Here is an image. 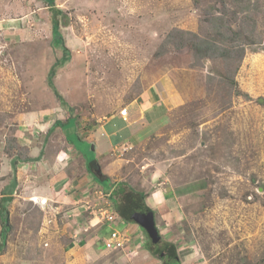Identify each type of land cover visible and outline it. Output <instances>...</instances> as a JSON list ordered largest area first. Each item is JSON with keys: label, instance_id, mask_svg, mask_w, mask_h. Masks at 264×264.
<instances>
[{"label": "rangeland", "instance_id": "obj_1", "mask_svg": "<svg viewBox=\"0 0 264 264\" xmlns=\"http://www.w3.org/2000/svg\"><path fill=\"white\" fill-rule=\"evenodd\" d=\"M136 1L143 4L140 12L146 13L138 21L130 8L132 18L124 9L113 8V3L130 7L131 0H54L63 12L57 16L59 29L54 31L47 0H0V199L16 172L13 163L17 169L21 163H30L32 143L27 145L23 134L31 133L36 148H46L43 155L49 162L67 148L64 137L70 141L73 133L80 140L77 120L80 135L89 136L99 148L102 172L111 174L115 191L123 184L145 195L158 236L175 246L180 264H264V7L257 0L242 4L238 0ZM238 6L249 8L246 16L259 24L257 43L247 48L236 74L227 76L220 59L195 56L187 39L175 31L215 40L208 21L224 17L238 30L244 22L243 15L237 19ZM151 29L160 41L152 58L151 38L156 41L157 35ZM58 39L63 40V47L56 45ZM115 45L126 50L125 56L118 54ZM132 54L142 60L147 55L149 69L126 73ZM65 58L69 60L56 69L54 85L65 101H74L77 119L48 133L43 143L48 122L68 118L67 106L61 105L47 83L49 71ZM144 75L151 83L160 80L161 93L180 96L181 104L174 106L179 98H171L161 125L146 129V142L118 148L104 140L99 144L92 130L106 120L98 114L111 109L117 98L137 94ZM166 82L174 84L168 92ZM128 85L132 87L127 92ZM32 133L40 135L38 144ZM78 145L91 148L82 142ZM49 164H25L27 171L19 174V190L7 205L11 229L0 264H162L145 249L142 228L127 227L120 218L110 225L130 239L124 250L103 249L108 225L92 227L89 221L78 235L86 234L92 241V245L87 243L97 249L94 260L86 254L88 249L79 248L78 255L64 250L54 238H63L70 223L78 220L68 217L66 222L63 209L54 213L59 204L49 194ZM74 168L82 182L84 175L79 171L84 172L83 166ZM90 203L100 205L101 210L114 209L110 197ZM90 214L85 213L82 221L92 218ZM53 219L56 222L51 223ZM48 232L52 240L46 238ZM136 241L142 245L133 249Z\"/></svg>", "mask_w": 264, "mask_h": 264}, {"label": "crops", "instance_id": "obj_2", "mask_svg": "<svg viewBox=\"0 0 264 264\" xmlns=\"http://www.w3.org/2000/svg\"><path fill=\"white\" fill-rule=\"evenodd\" d=\"M132 5L129 7L127 5L129 4H125V3H113V8L114 9H118L119 11L124 9L123 13H126L128 17H131V14H129V8L130 11L133 13L134 17L136 19V21H138L139 19V15H143L146 14L145 11L140 12V7L141 2H138L136 0H131ZM153 1H150L149 3V7L152 10L153 7ZM140 5V6H138ZM128 8V9H127ZM51 11L50 13H54L56 14V18L58 16V14L63 13L61 12V10H59L58 8H56V6L50 7ZM62 9V8H61ZM124 15V14H123ZM159 16V15H158ZM120 17V14L119 16ZM154 17H157L156 15H154ZM132 18V17H131ZM154 27V26H153ZM152 27V29H153ZM151 29V31H153ZM153 33H155L154 36L157 35L156 37V41L151 38L152 41V48H151V54H150V58L153 57V55L155 54L156 50H157V46L159 44H157L160 41H157V38L159 36V34L156 31H153ZM149 39V37H147ZM156 42V43H154ZM156 45V48H155ZM117 45L114 46L115 50L118 52V54H123V56H125V49H118L116 48ZM124 47V46H123ZM114 51V50H113ZM121 56V55H118ZM127 56V55H126ZM130 56V55H128ZM137 55H133L131 57L130 62H128L125 65L126 68V73H143L145 72L147 69H149V60L147 55H145V57L143 58V60L137 56ZM135 61H137L139 64H137ZM150 72V70L148 71V73ZM146 74V73H144ZM153 77V75H150ZM132 80L134 79L133 77L131 78ZM157 79V78H155ZM163 79V78H161ZM152 79L150 80L149 78H146V75L143 76L142 80H141V86L139 87V91L137 94H135V92L129 95H125V97L121 96V98H117L114 103L113 106L111 107V109H107L106 111H102V113L98 114L101 115L100 117H103L104 123L102 125H100L97 128H94L92 131H95V135H93V138L96 137V140H98L99 144L104 140V143L106 142L107 144L110 143L111 148H118V147H123L125 146L127 143L130 145H134L136 144L139 145L143 142H146L148 139V130H146L148 127L151 126H156L158 124L161 125V119L162 117H164V114L167 113L166 111L170 110V101H172V97H177L179 98L177 100V103L174 104V106L180 105L181 104V98L180 96H167L164 95L163 93H161V89L158 86L159 81H153L151 83ZM174 84L171 83H164V86L166 87V91L168 92L169 88L171 86H173ZM127 87V86H126ZM131 85H128L127 92L131 91ZM70 98V97H69ZM64 99V98H63ZM66 103V108L67 113H68V118L67 120L63 121L61 118L56 119L54 122L49 123L48 122V127H49V131L45 132L43 135V143L45 142L46 137L48 136V133L52 132V131H59V127H55V122L56 121H60L62 123L64 122H70L72 118L74 117L75 111H73V104L72 99L70 98V102L65 101ZM170 104V105H169ZM125 106L128 110V115L127 118L124 119L123 117H121L119 115L120 110L118 109L119 106ZM104 106V104H103ZM166 110V111H165ZM165 111V113H164ZM45 117H47V115H45ZM29 118H31V116H29ZM37 120H38V116H36ZM35 117L31 118V120H34ZM160 120V121H158ZM115 126H117V128H115ZM77 127V137L80 140H77L76 137H74V134L72 133L71 135V139L73 140L72 142L76 141L77 144V148L74 147V144H72L70 141V143H68L66 141V138L64 137L65 141L67 142V148H62L60 155L58 156H54L51 159H49V162L46 161L44 159V151L46 150V148H36L35 144L33 145L34 142H32L29 138V135H31V133L26 134V132L23 134V138L26 141L27 145H30V143H32V145H30V147L32 148H28L30 155H29V161L31 164H37L40 166H43L44 163H50L48 167V170H51V181L49 182V191L51 194V197H54V199L56 200L55 202H57L59 205L56 207V209L54 210V213H58V210L60 211V209H63V213H64V217H66V222H68L69 218L66 215L67 211H71V213L73 214V218H70L71 221H76L78 220V223L76 224H72L70 223L71 229L69 230H65L64 232V236L63 238H54V241L59 242L60 244H62V247H64V250H67L68 253H73L78 255L77 251L80 248L83 249H88V252L86 253L87 255H89L90 257H92V260H94V255L96 254L95 251H97V249L94 251L92 248H90L89 246L92 245V241L88 240V236L85 235H81L79 233L80 229H83L84 227H87V225L91 224L92 227H94L95 225L99 224L98 220H93L94 217L92 216V218L90 217L87 221H82L84 220V214L85 213H91L89 211V206H93L94 204L89 202L92 199V201H95V203H97L100 199L101 196H106V197H110V199L113 202L112 199V194L115 192L116 188H117V184L114 183L111 179V174H109L108 172H102L101 169V163L99 160V156H98V151L99 148L96 147L93 142L91 140H89V136L87 137H83L84 134L80 135L79 132V126L76 124ZM37 128V126H36ZM35 128V129H36ZM27 131H29L27 129ZM61 131V130H60ZM72 131V130H71ZM120 131H124L123 134L125 136V139L123 138V134L119 133ZM36 132V131H35ZM62 133V132H61ZM122 134V135H121ZM142 134H144V137L142 138ZM33 137L32 139L35 141V143L38 144L39 140H40V135L39 134H35L32 133ZM137 135V136H135ZM76 136V134H75ZM105 137L102 140L99 139V137ZM90 137H92V134L90 135ZM139 139L142 138L141 140L139 139L137 141V143H135V138ZM37 141V142H36ZM122 141V142H121ZM82 142V146L83 147H91V148H79L78 144ZM126 142V143H125ZM103 143V142H102ZM90 151L92 153H94L95 156V160L97 162L98 165V170L97 172L101 175H103L102 177H99L101 180L102 185L98 184L97 182H95L94 177L91 175V173H89L87 171V166H86V158H89L90 156ZM93 155V154H91ZM30 163H21L22 165H19V168L17 169L16 167V172L13 175L12 181L10 182V185H8L5 188V191H8L7 193H3L2 197H8L10 198V201L13 199L12 197L15 196V194H17V190H19V186L18 183H20V172L23 171H27V168L25 169V164H27L28 166L30 165ZM75 166H83L84 168V172H82L81 170L79 172H81V175L83 174V181L81 182V179L79 177H77V175H75V171L76 169L74 168ZM64 169V170H63ZM67 169V170H66ZM17 174V176H16ZM55 175V177L53 178L52 175ZM77 177V178H76ZM80 180H79V179ZM16 182V185L13 186V182ZM77 181H79L77 183ZM120 186H122V188H126L123 184H121ZM120 186H118V190L120 189ZM17 189V190H16ZM128 189V188H127ZM135 190V189H134ZM136 191V190H135ZM139 193H141L140 191H137ZM100 195V197H99ZM154 195V194H153ZM1 197V198H2ZM94 197V198H93ZM97 197V199H95ZM8 201V203L10 202ZM7 203V205H8ZM154 203V202H153ZM146 204V202H145ZM155 204V203H154ZM7 205H6V209H7ZM89 205V206H87ZM150 205V204H149ZM147 205V207L149 208L150 206ZM114 206V205H113ZM110 212L114 213L115 216L117 217L116 221L119 220V216L118 214L115 212V210L109 208ZM52 211V210H51ZM53 212V211H52ZM154 213V212H153ZM91 215V214H90ZM76 217V218H75ZM155 219V217H154ZM51 223H53L55 220H50ZM80 221V223H79ZM89 221V222H88ZM56 222V221H55ZM123 222V221H122ZM103 224L108 225V233H110V231L113 229V226H111L110 224L114 223H107V222H102ZM123 224L125 226H130L133 225V223H128V222H123ZM69 225V224H68ZM138 226H140L141 228H143L139 223H137ZM111 228V229H110ZM106 234V235H107ZM47 239H51L50 233L48 232L47 234ZM44 235V236H46ZM81 235V236H80ZM126 235V234H125ZM108 236V235H107ZM105 236V237H107ZM127 236V235H126ZM104 237V238H105ZM104 238H103V244H104ZM53 239V238H52ZM51 239V240H52ZM130 240V239H129ZM161 240V238H160ZM90 243V245L87 243ZM94 242H97V237L94 236ZM129 242V241H128ZM128 244V243H127ZM137 244V245H135ZM135 244L133 243V249H137L140 248L142 245V242H135ZM57 245V244H56ZM135 245V246H134ZM83 246V247H82ZM98 250L100 249L99 245H97ZM102 247H104L102 245ZM105 249V248H103ZM131 249V250H133ZM121 251V250H119ZM93 255H90L92 254ZM61 257L63 258L64 255L61 254ZM53 261H56V257L54 256ZM179 260V259H178ZM55 264V263H54Z\"/></svg>", "mask_w": 264, "mask_h": 264}, {"label": "trees", "instance_id": "obj_3", "mask_svg": "<svg viewBox=\"0 0 264 264\" xmlns=\"http://www.w3.org/2000/svg\"><path fill=\"white\" fill-rule=\"evenodd\" d=\"M47 1L50 7L54 6V0H47ZM250 1L251 0H238V3L242 4L243 2L247 3ZM257 1L260 6L264 7L263 4L264 0H257ZM237 8L238 9L235 8L236 13H238L237 19H238V15L244 16L243 19L244 22L241 27H238V30H235L233 29L232 26L228 25L227 20L224 19V17L221 18L213 17L211 18L212 21H208L210 25L213 26L214 37H216L215 40L212 39L211 36L200 37L196 33H192V32H184L178 30L175 31V33L179 34L184 39H187V41L190 43V47L194 52L195 56L199 57L200 59H209V60L220 59L224 65V69L227 76L229 75L230 72L233 75L236 74L242 61L244 60L247 48L257 43L255 39L256 38L255 34L257 33L259 24L256 21L251 22V18L249 16H246L249 11V8L245 6L244 7L238 6ZM51 22H52L53 30L57 31L59 29V22L58 19L56 18V14L54 13L51 14ZM244 26H246L245 29H242L244 28ZM56 45L58 46L61 45L63 47L64 46L63 40L58 39L56 41ZM66 60L69 59L65 58L60 63L57 62L49 71L47 78V83L53 89L61 105L63 104L66 105V103L64 102V99L55 88L54 77L56 76V69L64 66L67 63ZM72 119H77V117L76 118L73 117ZM76 124H77V120H76ZM63 125L64 123L60 121L55 122V127H61ZM66 139L68 143L71 142L72 144H74V142H72L73 140H70L69 142L68 138ZM74 147L77 148V144H74ZM89 154L90 157L86 158L87 171L91 173V175L94 177L95 182L102 185L99 177L103 178V176H101L97 172L98 165L95 160L94 153L90 151ZM12 167L15 172L16 162L13 163ZM15 185L16 182L14 181L13 186ZM112 199H113L114 210L118 214L120 219H122L123 222H128L133 224L138 223L137 220L138 217L140 216L139 208L142 205H145V195L143 193H139L131 187L127 189V188H122V186H120V189L112 194ZM8 201H10V198L8 197H2L0 199V219L3 224V229L0 232V239H1L0 254L3 252L5 248L6 236L11 229L10 221L6 209V205ZM142 231L146 237V243H145L146 250L150 251L154 256L158 257L160 260H161V258L159 257L160 255L164 257L165 258V259L163 258V261L165 260L164 264H180L177 256V250L173 244L167 242L164 243L160 239L159 240L153 239L152 237L149 236L147 230L144 228H142ZM133 243L135 244V242Z\"/></svg>", "mask_w": 264, "mask_h": 264}, {"label": "built area", "instance_id": "obj_4", "mask_svg": "<svg viewBox=\"0 0 264 264\" xmlns=\"http://www.w3.org/2000/svg\"><path fill=\"white\" fill-rule=\"evenodd\" d=\"M119 115L124 119L127 118L128 110L127 108H123L120 110ZM90 205V204H89ZM87 205V206H89ZM97 207V208H96ZM100 205H91L88 208L91 209V214L94 217L93 220H98L99 223L107 222L114 223L117 217L114 213L110 212V210L103 208H99ZM69 218H72L73 215H68ZM129 239L125 235V232H120L118 229L113 228L107 237L104 238V248L107 251H119L124 250L125 245L128 243Z\"/></svg>", "mask_w": 264, "mask_h": 264}, {"label": "water", "instance_id": "obj_5", "mask_svg": "<svg viewBox=\"0 0 264 264\" xmlns=\"http://www.w3.org/2000/svg\"><path fill=\"white\" fill-rule=\"evenodd\" d=\"M140 216L138 217L137 222L147 230L150 237L155 240H159L158 232L155 225L154 213L146 205H142L139 208Z\"/></svg>", "mask_w": 264, "mask_h": 264}, {"label": "flooded vegetation", "instance_id": "obj_6", "mask_svg": "<svg viewBox=\"0 0 264 264\" xmlns=\"http://www.w3.org/2000/svg\"><path fill=\"white\" fill-rule=\"evenodd\" d=\"M159 257L161 258V260H162V262H163L162 264H164V263H165V262H164L165 260L163 261V258H164V257H162L161 255H160ZM164 259H165V258H164Z\"/></svg>", "mask_w": 264, "mask_h": 264}, {"label": "clouds", "instance_id": "obj_7", "mask_svg": "<svg viewBox=\"0 0 264 264\" xmlns=\"http://www.w3.org/2000/svg\"><path fill=\"white\" fill-rule=\"evenodd\" d=\"M156 225V224H155Z\"/></svg>", "mask_w": 264, "mask_h": 264}]
</instances>
